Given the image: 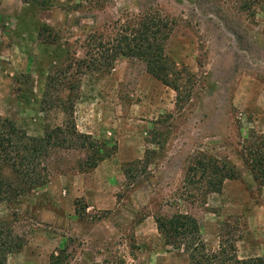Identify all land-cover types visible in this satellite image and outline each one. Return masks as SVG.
Instances as JSON below:
<instances>
[{
  "label": "rangeland",
  "instance_id": "1",
  "mask_svg": "<svg viewBox=\"0 0 264 264\" xmlns=\"http://www.w3.org/2000/svg\"><path fill=\"white\" fill-rule=\"evenodd\" d=\"M148 14L172 23L178 91L117 53ZM39 19L55 45L39 43ZM0 115L30 136L73 122L95 141L53 149L48 182L0 203V229L22 244L6 264H188L154 220L176 208L196 217L208 250L222 240L264 264V0H0ZM200 153L236 177L185 201Z\"/></svg>",
  "mask_w": 264,
  "mask_h": 264
},
{
  "label": "trees",
  "instance_id": "2",
  "mask_svg": "<svg viewBox=\"0 0 264 264\" xmlns=\"http://www.w3.org/2000/svg\"><path fill=\"white\" fill-rule=\"evenodd\" d=\"M39 10H46L51 0H24ZM38 41L55 45L58 35L42 20L36 21ZM117 39V53L144 62L148 73L178 91V74L175 62L165 52V45L172 33V23L166 18L148 14ZM76 135V136H75ZM75 136V137H74ZM95 141L78 132L73 122L65 127H46L42 136H30L16 123L0 115V203L12 196L36 189L48 182V158L53 149L93 147ZM253 170L263 162L258 153H252ZM92 158L78 166L90 170L101 160L96 152ZM236 173L225 161L200 153L189 162L183 177V195L188 201L193 193L219 192L224 181L234 179ZM190 193L192 195H190ZM156 229L163 244L173 250L185 252L188 264H249L238 258L233 244L220 241L217 249L208 250L201 237L200 225L189 212L176 208L173 212L158 213L154 217ZM19 238L0 229V264H6L7 255L21 247Z\"/></svg>",
  "mask_w": 264,
  "mask_h": 264
}]
</instances>
